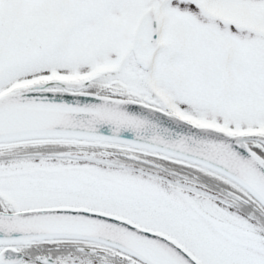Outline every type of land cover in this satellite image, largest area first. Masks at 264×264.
Returning a JSON list of instances; mask_svg holds the SVG:
<instances>
[{"label": "snow or ice", "instance_id": "1", "mask_svg": "<svg viewBox=\"0 0 264 264\" xmlns=\"http://www.w3.org/2000/svg\"><path fill=\"white\" fill-rule=\"evenodd\" d=\"M0 264H264V0H0Z\"/></svg>", "mask_w": 264, "mask_h": 264}]
</instances>
